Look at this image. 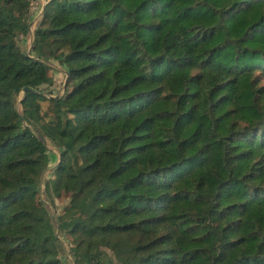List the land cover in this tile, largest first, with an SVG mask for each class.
<instances>
[{"label":"trees","instance_id":"1","mask_svg":"<svg viewBox=\"0 0 264 264\" xmlns=\"http://www.w3.org/2000/svg\"><path fill=\"white\" fill-rule=\"evenodd\" d=\"M30 4L0 0V264H67L56 224L73 264H264V0H49L26 55Z\"/></svg>","mask_w":264,"mask_h":264},{"label":"rangeland","instance_id":"2","mask_svg":"<svg viewBox=\"0 0 264 264\" xmlns=\"http://www.w3.org/2000/svg\"><path fill=\"white\" fill-rule=\"evenodd\" d=\"M49 0H31V4L28 10V15L26 16L25 20L28 22V32L23 33L20 30L14 31L12 37L16 39L19 43L22 50L30 52L33 37H34V28L38 24L41 19L42 10ZM67 83V73H65L62 65L58 63V61H50V68L48 70V79L47 82L41 85V90L43 94L47 97L50 96H57L63 93ZM22 93V92H21ZM20 93V94H21ZM19 94V95H20ZM17 106L19 107V101L16 102ZM49 101L47 99H43L41 101L42 110H45L48 106ZM45 143L47 145L48 151L50 154V162L49 164L43 169L40 174L39 180V192L38 197L42 199L47 206L48 210L50 211L53 219L56 221V216L61 214L64 208L70 202V193L71 191H63L58 196H53L52 193L45 190V182L52 177V170L54 164L58 160L59 156V148L58 145L48 138H44ZM52 153H54L52 155ZM71 189V186L70 188ZM72 190V189H71ZM73 192V191H72ZM56 233L62 241V250L60 252V257L64 262L67 264H73L72 256L70 254L69 243L66 240H63V235L59 232L57 224H56Z\"/></svg>","mask_w":264,"mask_h":264},{"label":"water","instance_id":"3","mask_svg":"<svg viewBox=\"0 0 264 264\" xmlns=\"http://www.w3.org/2000/svg\"><path fill=\"white\" fill-rule=\"evenodd\" d=\"M25 54H26V55H29L28 50L25 51ZM64 71H65V73H67L66 70H64ZM28 88H29L28 86H24V87L22 88V97H23V95H24V92H25ZM44 141H45V140H44ZM58 160H59V156H58ZM58 160H57V161H58Z\"/></svg>","mask_w":264,"mask_h":264},{"label":"crops","instance_id":"4","mask_svg":"<svg viewBox=\"0 0 264 264\" xmlns=\"http://www.w3.org/2000/svg\"><path fill=\"white\" fill-rule=\"evenodd\" d=\"M54 153H52V155H53Z\"/></svg>","mask_w":264,"mask_h":264}]
</instances>
